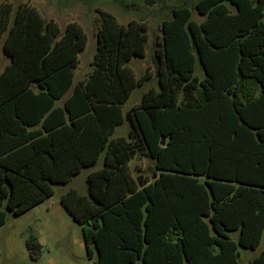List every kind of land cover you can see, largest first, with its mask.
<instances>
[{
    "label": "trees",
    "instance_id": "trees-1",
    "mask_svg": "<svg viewBox=\"0 0 264 264\" xmlns=\"http://www.w3.org/2000/svg\"><path fill=\"white\" fill-rule=\"evenodd\" d=\"M195 10L203 21L183 5L162 22L160 90L124 113L149 77L137 79L127 65L145 56L146 23L99 11L93 71L75 85L84 29L71 22L62 34L30 4L13 17L12 4L0 2L10 58L0 74V227L5 209L28 212L105 153L88 194L61 199L89 259L96 256L91 264H241L239 249L261 245L264 0H199ZM125 122L127 136L113 138ZM140 158L154 163L142 188L131 169ZM27 248L37 257L41 244L31 237ZM249 264H264V248Z\"/></svg>",
    "mask_w": 264,
    "mask_h": 264
},
{
    "label": "rangeland",
    "instance_id": "rangeland-1",
    "mask_svg": "<svg viewBox=\"0 0 264 264\" xmlns=\"http://www.w3.org/2000/svg\"><path fill=\"white\" fill-rule=\"evenodd\" d=\"M199 0H0L13 6V17L20 5L30 4L46 21L54 20L63 34L71 22L78 23L88 36L85 51L79 55V66L75 70L74 83L88 78L93 71L92 62L97 53V32L101 25L99 11L114 16L120 24L127 25L136 20L148 26V41L145 56L134 57L127 65L134 71L137 79L149 77L142 86L135 88L124 105V112L142 101L143 94L149 89L160 90L154 65L155 49L161 40V25L172 16V10L179 6H187L192 11V19L198 22L204 17L197 14L195 5ZM4 38L0 39V74L10 63V58L2 50ZM195 74L200 78L204 73L200 64H196ZM130 130L128 122L118 127L113 138L125 137ZM102 153L97 164L85 168L67 184L54 185L53 196L28 212L15 216L5 209L6 221L0 227V264H91L83 244L82 227L67 212L61 203L62 197L70 191L88 194L87 178L92 171L104 166ZM154 163L148 158L135 159L131 169L137 179L142 176L151 181ZM237 240L238 233H231ZM34 237L41 250L34 257L27 248L28 240ZM264 248V234L261 245L255 250L239 249L241 264L249 262ZM136 264H142L140 260Z\"/></svg>",
    "mask_w": 264,
    "mask_h": 264
},
{
    "label": "water",
    "instance_id": "water-1",
    "mask_svg": "<svg viewBox=\"0 0 264 264\" xmlns=\"http://www.w3.org/2000/svg\"><path fill=\"white\" fill-rule=\"evenodd\" d=\"M164 144L165 143H164V140H163L162 145H164ZM143 180H144V178L142 176H140V177L137 178V183H138V185H139L140 188L144 187Z\"/></svg>",
    "mask_w": 264,
    "mask_h": 264
},
{
    "label": "crops",
    "instance_id": "crops-1",
    "mask_svg": "<svg viewBox=\"0 0 264 264\" xmlns=\"http://www.w3.org/2000/svg\"><path fill=\"white\" fill-rule=\"evenodd\" d=\"M81 81V80H80ZM75 84V83H74ZM72 93V90L68 93V95H67V97L70 95ZM64 100L65 99H63V100H60V101H58L57 102V106H62L63 104H64ZM123 110H124V107H123ZM124 113H127V112H124ZM122 126V125H121ZM120 127V126H119ZM118 128V127H117ZM117 128H116V130H117ZM116 130H115V132H116ZM115 134V133H114Z\"/></svg>",
    "mask_w": 264,
    "mask_h": 264
}]
</instances>
